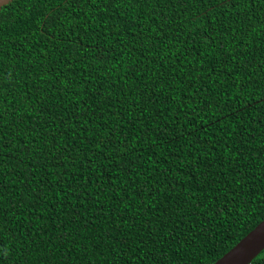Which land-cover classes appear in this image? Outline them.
I'll return each instance as SVG.
<instances>
[{"label": "trees", "instance_id": "16d2710c", "mask_svg": "<svg viewBox=\"0 0 264 264\" xmlns=\"http://www.w3.org/2000/svg\"><path fill=\"white\" fill-rule=\"evenodd\" d=\"M263 219L264 0L0 9V264H212Z\"/></svg>", "mask_w": 264, "mask_h": 264}, {"label": "water", "instance_id": "95a60500", "mask_svg": "<svg viewBox=\"0 0 264 264\" xmlns=\"http://www.w3.org/2000/svg\"><path fill=\"white\" fill-rule=\"evenodd\" d=\"M13 0H0V9ZM264 250V219L212 264H250Z\"/></svg>", "mask_w": 264, "mask_h": 264}]
</instances>
